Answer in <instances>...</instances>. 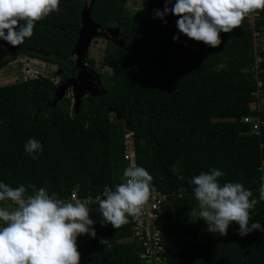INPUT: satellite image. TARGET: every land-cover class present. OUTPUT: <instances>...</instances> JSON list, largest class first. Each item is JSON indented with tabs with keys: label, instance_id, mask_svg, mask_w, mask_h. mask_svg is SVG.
I'll use <instances>...</instances> for the list:
<instances>
[{
	"label": "trees",
	"instance_id": "obj_1",
	"mask_svg": "<svg viewBox=\"0 0 264 264\" xmlns=\"http://www.w3.org/2000/svg\"><path fill=\"white\" fill-rule=\"evenodd\" d=\"M126 1L60 0L59 11L37 21L23 44L12 47L0 40L9 48L4 55L0 46V71L24 55L55 64L62 74L59 82L37 76L0 85V182L24 185L26 195L46 187L58 199L73 189L80 199L103 194L106 186L114 190L125 170L127 128L133 131L137 166L152 176L154 189L173 194L163 221L167 264H264V232L241 237L233 222L220 236L206 231L199 216L191 217L198 202L189 182L201 172L221 170V186L241 183L251 190L250 199L258 203L249 211V224L264 226V201H259L264 133L252 134L242 121L253 114L250 104L257 99L253 75L264 89V47L254 46L264 33V11L252 13L251 22L247 16L231 33H221L220 46L211 48L180 34L178 17L171 13L166 24L154 18V9L163 10L165 0H146L142 15L130 14ZM88 3L93 21L117 29L116 38L124 45L107 40L101 58L111 70L105 90L83 96L72 112L71 97L52 102L60 83L77 74L71 57L81 10ZM174 35L179 36L176 42ZM254 55L261 58L259 73L250 68ZM257 114L264 120V105ZM30 138L41 143V152H25ZM5 203L11 202H0ZM100 219L94 220L95 239H77L80 264H138L137 241L120 242L131 235L130 217L118 229L101 227ZM100 238L110 240V250Z\"/></svg>",
	"mask_w": 264,
	"mask_h": 264
},
{
	"label": "clouds",
	"instance_id": "obj_2",
	"mask_svg": "<svg viewBox=\"0 0 264 264\" xmlns=\"http://www.w3.org/2000/svg\"><path fill=\"white\" fill-rule=\"evenodd\" d=\"M60 0H0V40L12 47L24 43L33 35L37 21L59 11ZM264 11V0H165L163 10L154 9V18L165 24L171 13L178 17L176 28L180 34L211 48L221 44V33H231L244 19L257 11ZM179 40L174 35L173 41ZM29 155L42 151L39 141L30 138L24 145ZM36 156L33 155V159ZM224 173L211 169L201 172L189 182L199 207V218L206 222V231L228 234L229 225L238 224L243 237L253 231L264 232L259 222L249 224V211L258 200L241 183L226 182L221 186L218 178ZM152 176L143 168L132 164L123 172V182L115 189L106 188L99 199L100 225L113 229L129 223L128 217L139 219L142 208L154 188ZM259 201H264V175H261ZM29 188L32 185H28ZM63 201L56 193L49 195L41 187L33 195H26L24 185L12 188L0 182V202L10 201L11 210L0 207V264H80L77 238L87 234L96 238L90 210L79 199ZM193 215H196L193 210ZM108 250V239H99ZM144 258L143 256L141 257Z\"/></svg>",
	"mask_w": 264,
	"mask_h": 264
},
{
	"label": "built area",
	"instance_id": "obj_3",
	"mask_svg": "<svg viewBox=\"0 0 264 264\" xmlns=\"http://www.w3.org/2000/svg\"><path fill=\"white\" fill-rule=\"evenodd\" d=\"M2 45L3 44H1V46ZM260 62L261 58L257 55H254V61L250 66L251 71L256 73L261 72L262 69L260 68ZM253 77L257 79V90L254 93L257 99L256 102L250 104V110L253 112V114H247L243 116L242 121L249 124V130L252 134L258 135L260 133H264V120L260 119L259 115L257 114L263 109L264 89L261 87L262 81L258 78V75H253ZM135 157L136 154L133 131L126 128L123 134V161L125 163V169L132 164L137 166ZM122 182L123 178L119 184ZM105 188L109 187L106 186ZM177 195H180V193ZM172 197V193L154 189L149 200L143 206L139 219H133L130 217L131 235L127 238L121 239L120 242H130L133 240L137 241L140 246L137 254L138 264H167V250L165 244L163 221L167 203L171 202ZM73 198L79 199L80 201L84 202L86 206H89L91 204H99V199H103L104 197L103 194H88L87 196L80 199L77 195V190L73 189L69 197L62 198L60 200L74 202ZM193 198L196 200L194 195ZM196 202L198 201L196 200ZM142 256L144 257L143 259L141 258Z\"/></svg>",
	"mask_w": 264,
	"mask_h": 264
},
{
	"label": "rangeland",
	"instance_id": "obj_4",
	"mask_svg": "<svg viewBox=\"0 0 264 264\" xmlns=\"http://www.w3.org/2000/svg\"><path fill=\"white\" fill-rule=\"evenodd\" d=\"M146 0H127L126 1V8L128 12L132 15H142L146 13ZM249 21H252V15L249 16ZM107 36L97 35L93 36L88 43L83 57L81 58L82 65L86 68L87 73L89 72L90 75H85L83 80L80 83V90L83 91L84 96L90 95L93 93H100L104 90L107 82L105 81V77H107L111 70L108 66L101 65V58L103 55L104 47L106 45L107 40L111 39L109 32ZM258 35V33H255ZM113 37V36H112ZM113 39H116L114 36ZM254 46L256 49H259L261 46L264 47V33L258 35L255 38ZM1 46V45H0ZM4 48H3V47ZM1 46V50L4 55L9 54V48L5 45ZM72 61L75 63V55L73 54L71 57ZM92 59L94 64L91 66L88 63V60ZM76 69V68H75ZM77 71V69H76ZM35 76H46L51 78L54 82H59L61 80L62 74L57 66L53 63L42 61L40 59L31 58L24 55H18L14 61L6 65L0 71V85L8 84L15 82L17 80L31 78ZM65 96H69L72 99L71 110L75 112L77 105L74 97H75V87L74 83H70L66 89L64 94ZM112 118H119L116 112L110 111ZM92 206V205H91ZM0 207H4L6 209L11 210L12 208L16 207L12 203H5L0 204ZM90 210V218L95 220L100 215L96 212L94 214L93 210L95 207H90L87 205ZM193 210H195L196 215H193ZM199 207L198 205L191 210V217L196 219L199 215ZM0 226H5L2 221H0ZM87 234L79 236L77 239L86 240Z\"/></svg>",
	"mask_w": 264,
	"mask_h": 264
},
{
	"label": "water",
	"instance_id": "obj_5",
	"mask_svg": "<svg viewBox=\"0 0 264 264\" xmlns=\"http://www.w3.org/2000/svg\"><path fill=\"white\" fill-rule=\"evenodd\" d=\"M106 32H109V35L111 36L110 38L111 40L114 41V43H116L119 46L124 45V41L122 39H117V38L113 39L114 36L117 37L118 30L115 28H110V27L103 28L101 24L94 22L91 17V5L90 3L85 4L81 10V26L78 30V39L76 41V44L73 50V54L75 55L74 67L77 69V74L76 76L67 78L64 81H62V83H60L55 93V99L52 102V105H54V103L57 100L61 99L64 96L63 94L65 92L66 87L72 82L74 83V87H75L74 99L77 105L80 104V100L84 96V93L82 90H80L79 85L85 75H90L89 72L87 73L86 68L82 65L81 58L83 57V54L85 52V49L88 43L90 42V39L93 36H97V35L109 37L107 35L108 33ZM104 90H102V92H104ZM97 94L98 93H93L92 95H97ZM77 111H78V107H76L75 109V112Z\"/></svg>",
	"mask_w": 264,
	"mask_h": 264
},
{
	"label": "crops",
	"instance_id": "obj_6",
	"mask_svg": "<svg viewBox=\"0 0 264 264\" xmlns=\"http://www.w3.org/2000/svg\"><path fill=\"white\" fill-rule=\"evenodd\" d=\"M262 47V46H261ZM263 48V47H262ZM94 214L96 215V212H98V207H95V209L93 210ZM100 217V216H99ZM98 217V218H99Z\"/></svg>",
	"mask_w": 264,
	"mask_h": 264
}]
</instances>
